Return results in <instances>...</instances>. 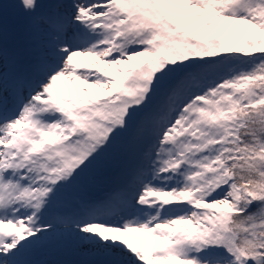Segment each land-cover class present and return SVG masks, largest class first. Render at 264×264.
Returning a JSON list of instances; mask_svg holds the SVG:
<instances>
[{"label":"snow or ice","instance_id":"6c2138e0","mask_svg":"<svg viewBox=\"0 0 264 264\" xmlns=\"http://www.w3.org/2000/svg\"><path fill=\"white\" fill-rule=\"evenodd\" d=\"M64 244L98 264H264V0H0V264Z\"/></svg>","mask_w":264,"mask_h":264},{"label":"rangeland","instance_id":"374dc122","mask_svg":"<svg viewBox=\"0 0 264 264\" xmlns=\"http://www.w3.org/2000/svg\"><path fill=\"white\" fill-rule=\"evenodd\" d=\"M12 11V10H11ZM7 14H9V12L7 11ZM64 84L66 85V86H68V87H70V90H69V92H72V93H74V94H82V90H81V88H79L77 85H75V84H73L72 82H70V81H67V80H64ZM85 88H86V86H85ZM87 91L88 92H94V91H96L95 89H87ZM106 165L102 168V169H100L98 172H94L95 174H99L100 175V173L104 176V177H107V174H106ZM95 178H97V176L95 175ZM98 179V178H97ZM92 185H94V183H91V186ZM90 186V185H89ZM85 187H87V185H85ZM72 246H73V248H74V250H73V254H75L76 255V253L78 254V253H80V251H76V245L75 244H71ZM77 249H79V250H81V248H79V247H77ZM82 251V250H81ZM82 253V252H81Z\"/></svg>","mask_w":264,"mask_h":264}]
</instances>
